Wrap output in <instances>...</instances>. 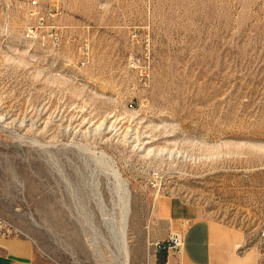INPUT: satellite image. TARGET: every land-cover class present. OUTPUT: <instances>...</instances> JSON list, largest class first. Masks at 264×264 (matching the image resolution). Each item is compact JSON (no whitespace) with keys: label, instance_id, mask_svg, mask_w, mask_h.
I'll return each mask as SVG.
<instances>
[{"label":"rangeland","instance_id":"obj_1","mask_svg":"<svg viewBox=\"0 0 264 264\" xmlns=\"http://www.w3.org/2000/svg\"><path fill=\"white\" fill-rule=\"evenodd\" d=\"M40 1L76 39L27 40V0H0V264L11 240L10 264H124L125 220L148 264L165 200L264 264V0Z\"/></svg>","mask_w":264,"mask_h":264},{"label":"crops","instance_id":"obj_2","mask_svg":"<svg viewBox=\"0 0 264 264\" xmlns=\"http://www.w3.org/2000/svg\"><path fill=\"white\" fill-rule=\"evenodd\" d=\"M171 232L182 234L180 249L157 251L149 257L148 264H237L234 250L239 243L231 229L210 216L199 215L193 206L173 204L170 200L158 206L157 218L148 226V240L164 239ZM5 245L10 254L6 257L9 259L1 258L4 263L28 258L29 252L23 243L11 240ZM144 258L143 247L140 260L143 262Z\"/></svg>","mask_w":264,"mask_h":264},{"label":"built area","instance_id":"obj_3","mask_svg":"<svg viewBox=\"0 0 264 264\" xmlns=\"http://www.w3.org/2000/svg\"><path fill=\"white\" fill-rule=\"evenodd\" d=\"M29 4V20L24 28V37L32 42H43L45 47L58 50L64 42L75 41L76 36L67 23H64L63 15L57 8L44 7L40 0H27ZM13 229L0 217V237L7 236ZM255 243L260 254L264 258V228L258 229ZM183 236L180 232H171L163 240L151 242L154 252L177 251L182 246Z\"/></svg>","mask_w":264,"mask_h":264},{"label":"bare ground","instance_id":"obj_4","mask_svg":"<svg viewBox=\"0 0 264 264\" xmlns=\"http://www.w3.org/2000/svg\"><path fill=\"white\" fill-rule=\"evenodd\" d=\"M124 223V222H123ZM126 226H127V223H126V220H125V223H124V234H123V238H122V244H121V251L123 252V255L125 257L124 259V264H129V256H130V250L128 248V244L125 240V234H126ZM261 228H264V225L261 227ZM182 245V244H181Z\"/></svg>","mask_w":264,"mask_h":264}]
</instances>
